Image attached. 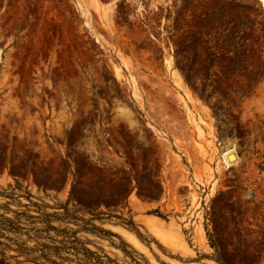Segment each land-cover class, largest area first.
I'll return each instance as SVG.
<instances>
[{"label": "rangeland", "instance_id": "374dc122", "mask_svg": "<svg viewBox=\"0 0 264 264\" xmlns=\"http://www.w3.org/2000/svg\"><path fill=\"white\" fill-rule=\"evenodd\" d=\"M210 2L0 0V264H264V72L206 101L169 42Z\"/></svg>", "mask_w": 264, "mask_h": 264}, {"label": "trees", "instance_id": "16d2710c", "mask_svg": "<svg viewBox=\"0 0 264 264\" xmlns=\"http://www.w3.org/2000/svg\"><path fill=\"white\" fill-rule=\"evenodd\" d=\"M246 2L211 0L190 20L180 15L169 32L175 66L201 99H229L233 84H239L234 77L246 81L240 88L251 89L263 76L262 65L249 63L257 54V32L262 27L264 32L262 13L258 0Z\"/></svg>", "mask_w": 264, "mask_h": 264}, {"label": "bare ground", "instance_id": "6f19581e", "mask_svg": "<svg viewBox=\"0 0 264 264\" xmlns=\"http://www.w3.org/2000/svg\"><path fill=\"white\" fill-rule=\"evenodd\" d=\"M261 2L264 5V0H261ZM262 4H261V6H262ZM262 8H263V6H262ZM263 11H264V8H263ZM223 160L227 164V166H232L234 164V162H236L237 158H236V155L234 153L228 152L227 154H225Z\"/></svg>", "mask_w": 264, "mask_h": 264}]
</instances>
